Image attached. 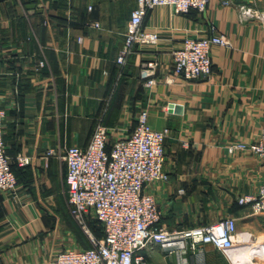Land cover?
<instances>
[{
  "label": "crops",
  "instance_id": "1",
  "mask_svg": "<svg viewBox=\"0 0 264 264\" xmlns=\"http://www.w3.org/2000/svg\"><path fill=\"white\" fill-rule=\"evenodd\" d=\"M231 2L211 0L205 11L186 14L155 6L143 29L156 31L158 41L134 44L119 64L136 0H0L2 138L18 178L13 193L0 191V264H51L59 251L90 246L69 213L59 155L86 146L98 123L110 142L127 135L142 110L153 128L169 129L168 179L146 186L160 224L179 229L236 220V244L227 252L199 244L167 254L150 244L141 251L145 264H264V214L237 203L264 182V168L253 153L228 151L264 129V0ZM211 25L231 47L211 48L208 77L174 75L172 51L187 36L210 35ZM148 62L156 64L150 86L141 75ZM18 156L28 163L20 165Z\"/></svg>",
  "mask_w": 264,
  "mask_h": 264
},
{
  "label": "built area",
  "instance_id": "2",
  "mask_svg": "<svg viewBox=\"0 0 264 264\" xmlns=\"http://www.w3.org/2000/svg\"><path fill=\"white\" fill-rule=\"evenodd\" d=\"M209 1L136 0L117 63H125L134 44L158 41L156 31L143 29L144 17L150 9L166 5L179 14H186L191 9L203 12ZM220 1L222 5L232 4L231 0ZM239 9L243 14L249 13L244 6ZM94 25L99 26L97 22ZM210 29L212 33L208 36L185 37L181 46L172 51L174 75L198 80L211 74V48L214 45L231 47V42L225 35L217 33L213 25ZM155 68L154 62L145 63L141 68V75L148 86L155 83ZM4 114L0 108V191L13 193L18 186V178L11 168V157L3 143ZM168 134L166 127L153 128L147 111L142 110L127 135L110 142L107 127L98 123L86 146H69L59 155L66 165L69 213L87 235L90 246L59 251L51 264H145L141 251L150 244L158 245L167 254L193 251L199 244H211L224 252L235 246L236 220L232 216L189 228L170 229L160 224L161 210L146 186L168 179L163 169L164 142ZM237 150L257 155L264 168V129L253 142L229 144V152ZM52 152L48 151L47 155ZM17 160L24 165L29 159L18 156ZM237 203L249 207L252 214H264V182L255 193L240 195ZM89 218L97 220L102 226L101 237L88 227Z\"/></svg>",
  "mask_w": 264,
  "mask_h": 264
},
{
  "label": "trees",
  "instance_id": "3",
  "mask_svg": "<svg viewBox=\"0 0 264 264\" xmlns=\"http://www.w3.org/2000/svg\"><path fill=\"white\" fill-rule=\"evenodd\" d=\"M11 168H12V170L16 173V171H15V169L13 168V166H12V163H11ZM94 225L96 226V228H93V230H97V231H99V229H100V233H102L103 234V231H102V226L100 225V223L97 221V220H94ZM93 230H92V232H93ZM94 233V232H93ZM98 237V236H97ZM99 237H101V236H99Z\"/></svg>",
  "mask_w": 264,
  "mask_h": 264
},
{
  "label": "rangeland",
  "instance_id": "4",
  "mask_svg": "<svg viewBox=\"0 0 264 264\" xmlns=\"http://www.w3.org/2000/svg\"><path fill=\"white\" fill-rule=\"evenodd\" d=\"M87 224H88V227L90 228L91 231L93 230V228H96V226L94 225V220L91 219V218H89V219L87 220ZM97 230H98V229H97ZM99 231H100V229H99Z\"/></svg>",
  "mask_w": 264,
  "mask_h": 264
}]
</instances>
